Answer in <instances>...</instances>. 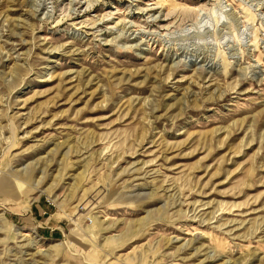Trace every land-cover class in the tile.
<instances>
[{
	"label": "rangeland",
	"instance_id": "1",
	"mask_svg": "<svg viewBox=\"0 0 264 264\" xmlns=\"http://www.w3.org/2000/svg\"><path fill=\"white\" fill-rule=\"evenodd\" d=\"M0 264H264V0H0Z\"/></svg>",
	"mask_w": 264,
	"mask_h": 264
}]
</instances>
